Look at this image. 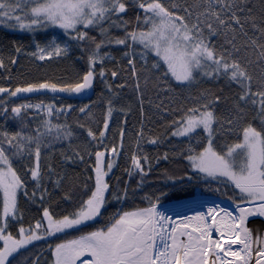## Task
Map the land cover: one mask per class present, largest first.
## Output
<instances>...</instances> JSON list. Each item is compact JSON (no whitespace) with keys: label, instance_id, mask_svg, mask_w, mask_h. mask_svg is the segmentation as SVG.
I'll use <instances>...</instances> for the list:
<instances>
[{"label":"snow or ice","instance_id":"1","mask_svg":"<svg viewBox=\"0 0 264 264\" xmlns=\"http://www.w3.org/2000/svg\"><path fill=\"white\" fill-rule=\"evenodd\" d=\"M131 3L143 13L136 15L135 21L122 15L128 11V0H0V26L28 32L49 26L62 29L68 41H75L87 55L88 63V70L76 83L61 86L45 81L15 90L0 87V94L16 97L42 90L82 93L92 88L97 75L102 79L106 76L104 61L115 59L111 52L102 49L123 46L122 57L127 59V67L121 71L127 72L131 85L126 81L117 87L131 86L141 116L135 150L130 156L131 167L127 170L129 177L139 175L140 186L147 175L145 164L149 163V157L143 152V143L159 145L170 137L185 138L187 144L179 154L188 161L194 174L233 185L240 195V203L236 205L239 214L233 215L217 205L176 221L158 209L159 197L156 203L145 197L150 201L149 207L123 211L118 218H111L113 222L106 229L56 244L52 264H77L85 254L91 259L81 264H252L254 255L255 264H264V237L253 238L247 227L250 217H264V0H131ZM111 29L124 34L113 35ZM86 30H97L100 39ZM68 41L61 44L53 37L44 46L36 44V51L30 55L40 61L66 57L71 48ZM137 45L142 46L139 51ZM20 51L17 47L16 52ZM149 53L156 57L150 64ZM137 56L143 61L139 67ZM11 63H16L15 58ZM97 64L101 65L98 73ZM4 67L0 58V68ZM119 74L111 71L113 78ZM204 80H223L226 86L235 85L238 91L231 98H222L205 88L193 95L190 90ZM173 81L178 87L189 89L188 95L178 94ZM104 83L112 96L106 101L99 136L91 127L78 123L90 140L98 144H103L114 112L127 115L130 111L116 107L119 93L112 91L107 80ZM146 96L147 103L161 114V119L164 115L172 117L164 125L163 139L159 135H145ZM222 102L225 108L217 112ZM71 108V105L67 109L56 108L43 102L21 104L11 108V119L18 122V130L9 132L0 128V264H12L21 249L36 241L94 220L108 202L106 177L114 166V158L120 155L118 149L123 148V127L119 129L118 145L95 152L94 188L75 211L56 217L44 207L41 220L34 226L26 228L21 224L16 235L9 231L10 219H23L18 208L21 191L35 202L37 193L40 201L49 194L46 180L54 187L61 186L65 176L56 172L51 153L46 150L74 136L67 123H53L51 119H42L29 131L25 113L34 109L52 117ZM79 111L92 118L88 105ZM7 113L5 101L0 100V115L5 120L9 119ZM233 135L236 139L229 142L228 137ZM106 153L111 157L107 163ZM162 158L167 160L168 154ZM26 159L30 162L25 165L26 174L34 182L30 196L25 180L13 167L14 160ZM75 159L83 161L80 151L74 149L71 156L62 153V162L74 163ZM42 160L47 162L42 164ZM127 195L125 188L123 195L114 198L123 200ZM70 198L66 194L65 199ZM234 245L239 247L234 249Z\"/></svg>","mask_w":264,"mask_h":264},{"label":"trees","instance_id":"2","mask_svg":"<svg viewBox=\"0 0 264 264\" xmlns=\"http://www.w3.org/2000/svg\"><path fill=\"white\" fill-rule=\"evenodd\" d=\"M128 11L122 14L126 19L135 21L136 15H143L142 11L128 0ZM133 27L129 25V30ZM89 31V35L95 36L97 40L100 39L99 32L97 30ZM113 35L122 36L124 33L118 29H111ZM60 38L59 43L63 44L68 41V37L63 34V30L55 27H47L46 29H38L35 32L21 31L18 29H12L8 26H0V58L4 60L5 67L0 68V87L15 90L16 87L26 86L29 83L40 82H53L58 85L76 83L81 80L82 76L88 70L87 55L81 51L80 47L76 46L75 41H68L71 45L69 54L66 57H53L52 59H46L40 61L31 56L30 53L36 51V44L44 46L51 38ZM20 47L21 51L16 52V48ZM139 51L141 47L136 46ZM125 49L123 46L104 48L102 52H111L115 59H106L103 63V68L106 70V76L102 79L98 75L95 77V90L93 96L86 101H70L59 98H53L49 96H37L33 98L15 99L9 97L7 93L0 94V100L5 101V106L8 108L9 119L5 120V117L0 115V128H4L9 132H15L18 130V122L11 119V108L21 104H36L43 102L44 104H53L56 108L64 107L67 109L68 105L72 108L70 111L61 113L58 116L53 115L47 117L43 112L37 113L34 109H29L25 113L27 122L29 124V131L37 127L42 119H51L53 123H67L74 132V136L71 140L63 141L61 143L54 144L51 149L46 150L51 153V162L53 163L56 172L65 179L62 181L60 187H54L51 181H45V186L48 189V195L45 196L43 201L38 199L39 193H37V199L35 202L29 199L21 191L18 194V208L23 216L22 221L9 220V231L13 235H16L18 228L21 224L24 227L34 226L35 222L41 220L43 214V208L48 207L49 211L56 217H62L73 211H75L82 200L87 199L91 194V190L94 188V166H95V152L105 151V147L111 148L120 143L119 129L123 127L125 129V137L123 142V148L118 149L120 155L114 158V166L109 172L106 180L109 184V190L106 193V200L108 201L105 207L101 210V215L96 217L92 222L87 223L81 228H77L71 232L61 234L59 239L54 241V244L64 242L66 240L78 238L80 235L88 232L104 228L110 224L112 217L116 216L123 211H131L137 208H146L150 206L149 199L155 203L156 198L163 193L172 192L178 185V182L169 178V176L154 170L151 167L145 166L147 175L144 177V182L138 186L140 181L139 175H133L129 177L128 169L131 167L130 156L135 150V137L136 132L140 127V104L137 101L136 93L132 90L131 86L123 89L118 88L120 84L128 82L131 85V79L128 77L127 72L121 71L122 68L127 67V59L122 57V53ZM12 58H15L16 63H11ZM153 55L149 53V64L154 60ZM143 61L137 56V66L139 67ZM101 70V65H96V72ZM118 71L120 74L113 78L111 71ZM104 80H107L108 84L112 86V91L119 93V99L115 101L117 108L130 109L127 115L123 112H114L110 121L109 129L106 133L103 144L98 142H92L87 136L84 129L78 127V123L84 124L86 127H91L93 131L99 136V132L103 128L102 120L106 110V101L112 96V92L105 87ZM172 86L176 88L177 93H182L187 96L189 89H183L176 85L173 81ZM205 88L211 89L216 95L223 97H234L235 92L238 91L235 85L231 88L225 85L223 80L210 81L204 80L199 85L194 86L190 91L193 95L198 94V89ZM223 89V91H221ZM148 97H145L144 110V131L146 129L147 122L152 115H161L154 108L147 103ZM153 99L155 97L153 96ZM188 103H191L189 101ZM228 103H231L229 99ZM85 105L89 106V111L92 113V118L86 116L85 113L79 111L80 107ZM225 108V104L222 102L217 107V112H222ZM169 116V115H164ZM126 121V123H125ZM181 143V144H180ZM187 144V140L184 138L173 144L172 147L163 148L166 152L160 148L152 149L151 155L157 159V163L163 164L170 168H174L175 165L182 166L186 162V159L180 155V151ZM80 151L83 156V161L75 159L74 163L62 162V153L64 155L71 156L73 150ZM91 153V155H89ZM167 153L168 159H163V155ZM111 157L106 153L105 163ZM47 161L42 160V164ZM30 162L26 159L24 161L14 160L13 167H15L18 173L26 182L27 191L29 196L31 195L34 182L30 180L28 174L25 171V165ZM150 169V170H149ZM92 177V179H89ZM55 179V177H54ZM87 185V188L85 187ZM127 188L128 195L126 199L117 200L114 197L116 195H123V190ZM66 194L70 196V199H65ZM0 209H2V195H0ZM1 244V243H0ZM44 245L48 257L47 264H52V249L55 245ZM43 245V244H41ZM33 250H37L32 247ZM42 249V248H40ZM29 250L26 253H19L15 259L12 260V264H29L28 255Z\"/></svg>","mask_w":264,"mask_h":264},{"label":"rangeland","instance_id":"3","mask_svg":"<svg viewBox=\"0 0 264 264\" xmlns=\"http://www.w3.org/2000/svg\"><path fill=\"white\" fill-rule=\"evenodd\" d=\"M56 38L58 41V37ZM151 55H153V58L156 59L154 54ZM160 116L161 115H157V116L152 115L149 118L145 129L146 136L159 135L163 139V136L166 131L164 125L167 121L171 120L172 117L164 116V118L161 119ZM253 123L255 124L257 122L253 121ZM168 131H170V129ZM182 139L184 138L170 137L168 139H164L163 143L159 145H152L146 142L142 144L143 152L146 153L149 157V163L145 164V166L147 167L149 166L154 170L175 179L178 182L177 187L172 192H170V194L163 193L162 195L159 196L158 209L159 210L166 209V211L163 212H165L169 216L174 217L177 216L178 213L177 211L170 209L171 207H174L176 204H179V202L183 203L188 201H196L198 202V204H196L198 208L199 207L202 208V206L204 207L207 205H211V203H215L223 206L226 205V203H228L227 207L231 205V207L235 208L236 205L240 203V195H239V191L235 189L234 186L231 185L230 183L213 180L211 178H204L202 174H194L190 169L187 160L184 164H182V166L177 167L175 165L174 168H170L168 166H164L163 164L157 163L158 160L151 155L152 149L160 148L162 150L163 148H166L168 146L170 148L173 146L175 142L180 141ZM234 139H236L234 135L228 137L229 142H231ZM218 143H223V141H219ZM166 151L164 150L162 151V153ZM188 176H191L192 179H188L187 178ZM181 177L183 178L181 179ZM193 210L196 211L198 209H193ZM183 212L184 214H181L180 217L191 215V213L190 214L188 213L189 210L187 209H185V211ZM90 222L92 221H89L87 223ZM82 226H80L79 228H81ZM73 230L75 229H70L67 230L66 232H71ZM65 233H57L55 235L65 234ZM49 237H53V236H49ZM0 243L2 244V242ZM85 259H91V257L85 254L80 258V260L77 261V264H79L81 261Z\"/></svg>","mask_w":264,"mask_h":264},{"label":"bare ground","instance_id":"4","mask_svg":"<svg viewBox=\"0 0 264 264\" xmlns=\"http://www.w3.org/2000/svg\"><path fill=\"white\" fill-rule=\"evenodd\" d=\"M58 41H60V38H58ZM94 90H95V86H94ZM68 94H70V93H68ZM93 94H94V91H93ZM43 96H49V95H43ZM49 97H52V96H49ZM53 98H58V97H53ZM59 99L70 100V99L61 98V97H59ZM70 101H79V100H70ZM180 204H182V202H179L178 205H180ZM217 205L218 204L211 203V205H207V206H204V207L202 206V208L201 207L198 208L197 205L194 204V208L193 209H198V210L192 212L190 216L195 215L197 212H207V209L209 207H214V206H217ZM227 205H228V203H226V205H224V206L223 205H218V206L220 208L228 209L229 211H231L233 213V215H238L239 214L237 211H233L232 210L231 205H229L228 207H227ZM176 209H177V213H178L179 216L177 215V216H174V217L171 216V217L173 218V220L178 221V219L180 218V215L184 214V212L181 211L182 209H180L178 207H176ZM247 227L252 231L253 238H255L257 236L264 237V217H258V218L253 217L251 219V221H250V219H248ZM60 236H61V234L55 235L53 237H47L46 239H43V240H40V241H36L33 244L29 245L27 248L21 249L19 251V253H26V251L29 250L30 254L28 255V260H27L29 264H47V262H48L47 254L48 253L46 252L45 248H43V246L44 245L54 244V241L56 239H59ZM214 237H215V233H214ZM41 244H43V245H41ZM32 247H34L37 250H33ZM238 247H239V245H234L233 246L234 249L238 248ZM40 248H42V249H40ZM18 254H16V255H18ZM16 255H15V257H16ZM256 258L257 257H255V255H254L253 260H252V264H255V259ZM53 259H54V257L52 255V262H53ZM228 259H231V257L228 258ZM88 260H90V259H85L83 261H88ZM79 264H81V262Z\"/></svg>","mask_w":264,"mask_h":264},{"label":"water","instance_id":"5","mask_svg":"<svg viewBox=\"0 0 264 264\" xmlns=\"http://www.w3.org/2000/svg\"><path fill=\"white\" fill-rule=\"evenodd\" d=\"M94 86H95V79L93 81V86L90 89L85 90L82 93L76 94V93H66V92H57V93H53L51 91L48 90H42L40 92H35V93H20L18 94L16 97H14L15 99H22V98H33V97H37V96H43V95H49L52 97H61V98H66V99H70V100H79V101H86L89 100L92 95H93V91H94ZM198 202L196 201H188V202H183L182 204L178 205L176 204L174 207H171L170 210H175L177 211L176 207L182 209V211H185V209L189 210L188 213H192L194 212L193 208H194V204H197ZM233 211H237L236 207L233 208ZM160 211H166V209L160 210ZM238 212V211H237ZM259 216H256L255 218H258ZM253 217H250V221Z\"/></svg>","mask_w":264,"mask_h":264}]
</instances>
